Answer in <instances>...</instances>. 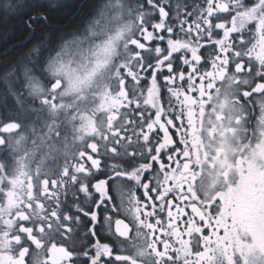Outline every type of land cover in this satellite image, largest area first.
<instances>
[{"label":"snow or ice","instance_id":"6c2138e0","mask_svg":"<svg viewBox=\"0 0 264 264\" xmlns=\"http://www.w3.org/2000/svg\"><path fill=\"white\" fill-rule=\"evenodd\" d=\"M72 6L0 0V264H264V0Z\"/></svg>","mask_w":264,"mask_h":264},{"label":"trees","instance_id":"16d2710c","mask_svg":"<svg viewBox=\"0 0 264 264\" xmlns=\"http://www.w3.org/2000/svg\"><path fill=\"white\" fill-rule=\"evenodd\" d=\"M85 2V0H71L68 3L70 5H73L72 7L66 9L61 15V18L64 20L65 23H68L69 20H71L77 13V11L79 10L81 4H83ZM12 23H16L18 24L19 21H13ZM0 31H2V29H0ZM9 33L15 31L16 36H21L22 33L19 32L18 30H15L11 27V25H9V29H8ZM4 39H8L7 36H5L3 39H0V64H2L4 62V60H12L15 56V50H10L7 53V56L4 55V51L5 49H10L11 46L15 43H18L19 41L15 40V39H11L9 40L8 44H4L3 40ZM2 69H0V76H2ZM1 87V84H0ZM0 91H2V89L0 88Z\"/></svg>","mask_w":264,"mask_h":264},{"label":"flooded vegetation","instance_id":"af4514ba","mask_svg":"<svg viewBox=\"0 0 264 264\" xmlns=\"http://www.w3.org/2000/svg\"><path fill=\"white\" fill-rule=\"evenodd\" d=\"M69 1H71V0H68V2ZM1 88V87H0ZM99 178H104V176H100ZM114 184H120V182L119 181H116V182H114ZM115 199H116V202L117 203H119V199H118V197H114Z\"/></svg>","mask_w":264,"mask_h":264},{"label":"rangeland","instance_id":"374dc122","mask_svg":"<svg viewBox=\"0 0 264 264\" xmlns=\"http://www.w3.org/2000/svg\"><path fill=\"white\" fill-rule=\"evenodd\" d=\"M0 84H1V89L3 90V89L6 87V83L3 82L2 79H0ZM10 102H11V101H9V103H10Z\"/></svg>","mask_w":264,"mask_h":264}]
</instances>
